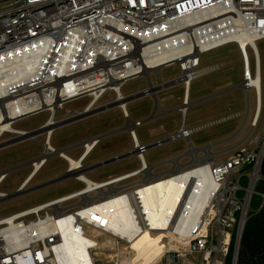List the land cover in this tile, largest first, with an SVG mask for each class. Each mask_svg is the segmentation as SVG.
Wrapping results in <instances>:
<instances>
[{"label":"built area","instance_id":"obj_1","mask_svg":"<svg viewBox=\"0 0 264 264\" xmlns=\"http://www.w3.org/2000/svg\"><path fill=\"white\" fill-rule=\"evenodd\" d=\"M261 39L264 0H0V148L43 134L51 135V143L56 128L109 109L113 103H119L123 115L130 118L127 104L131 97L157 98L160 90L178 84L184 85L182 102L175 109L181 125L170 137L189 138L194 131L187 127L190 88L203 72V55L230 44L239 49L241 86L248 103L255 104L252 128H261L264 84L257 47ZM175 65L180 76L164 80L161 69ZM218 68L214 64L206 71ZM152 71L158 75L156 82ZM141 75L148 77L149 85L141 92L124 95V83ZM108 91L115 97L113 102L100 103ZM83 98L87 102L81 109L67 107ZM45 111L49 116L40 127L26 130L15 126ZM60 111L68 115L58 118ZM135 130L130 131L133 134ZM98 140L84 141L77 159L53 146L69 163V178L81 180L84 187L0 216V264H71L63 231L87 235L98 243L91 233V228L96 229L82 214L95 202L91 198L101 196L97 188H86L88 181L82 177L93 167L84 163ZM92 141L95 143L89 148ZM45 145L46 153L29 162L33 170L16 192L1 189L10 169L0 171V203L29 191V177L32 179L52 156ZM139 149L143 154L147 147L140 145ZM70 158L79 161L80 167L73 170ZM263 158L264 140L254 139L224 160L200 161L208 164L214 189L198 219L184 223L180 230L175 227L168 246L164 243L162 254L148 264H237L253 196L264 197L257 191ZM74 198H78L76 203L65 205ZM95 250L90 248L91 253ZM88 264H94L93 257Z\"/></svg>","mask_w":264,"mask_h":264},{"label":"rangeland","instance_id":"obj_2","mask_svg":"<svg viewBox=\"0 0 264 264\" xmlns=\"http://www.w3.org/2000/svg\"><path fill=\"white\" fill-rule=\"evenodd\" d=\"M257 47L261 58L264 84V39L257 42ZM214 64H217L219 68L214 71H206L208 66ZM241 66L240 52L236 44H230L203 55L201 64L203 72L192 82L190 88L192 103L188 110L187 127L194 128V131L189 138L180 137L172 140L170 137L178 132L181 125V118L175 109L182 102L184 85L178 84L160 90L157 93V100L154 96L129 100L127 110L130 118L123 115L119 106H115L60 126L55 129L51 143L56 149H65L68 155L77 159L83 152V142L98 138L93 152L84 163L86 166L96 165L85 170L86 176L96 182H107L127 173L138 171L143 166L139 155L141 151L136 147L131 128L136 129L135 132L141 146L154 144L170 137L167 139L168 141L160 142L150 148L147 147L143 153L149 163L162 161V165L149 166V174L142 171L118 184H112V186L106 184V187H103L104 190L110 191L111 187H114L111 193H107L108 197L114 193H128L131 189L156 181L160 177L168 178L175 171L189 169L200 163L196 160L195 155H206L210 152L211 155L204 158L203 161L224 160L240 145L254 139L260 142L264 140V126L253 129L251 125L255 104L248 103L244 88L241 86ZM180 72L177 65L161 69V75L166 81L179 77ZM157 80V73L152 71V81L156 82ZM148 85V77L141 75L126 81L122 92L129 96L141 92ZM254 94L252 92V97ZM114 98V95L110 96V91H108L100 103L113 102ZM86 102L87 98H83L68 103L67 107L81 109ZM67 115L66 112L60 111L57 117L62 118ZM48 116L49 112H40L18 122L15 126L33 130L40 127ZM261 117L264 118V104ZM147 118L150 120L142 121ZM46 137L47 135L44 134L38 135L36 138L16 143L11 142L10 145L0 148V171L10 169L1 189L8 193L16 192L24 178L33 170L29 161L46 153ZM119 155L123 156L117 158ZM163 160H165V164ZM103 161L111 162L101 165ZM175 161L182 162L185 166L177 167ZM68 167L69 163L53 152L47 163L26 185L29 191L16 196L11 194L9 200L0 203V216L51 201L84 187V182L81 180L74 177L69 178L66 173ZM158 170H160V175L156 176ZM63 174H65L64 180L35 189L36 185ZM133 182L136 184L135 188H132L135 185L132 184ZM243 186L246 185L243 184ZM77 200L78 198L69 200L65 205L76 203ZM100 200H102L101 196L91 198V201L95 202ZM91 230L99 245V248L91 253L94 264H116L118 262L116 259L122 260L118 262L122 264L137 262L131 243L101 229L93 231L91 228ZM170 239L169 235L163 237L166 246Z\"/></svg>","mask_w":264,"mask_h":264},{"label":"bare ground","instance_id":"obj_3","mask_svg":"<svg viewBox=\"0 0 264 264\" xmlns=\"http://www.w3.org/2000/svg\"><path fill=\"white\" fill-rule=\"evenodd\" d=\"M50 136L47 135L46 139L47 150L55 152L53 144L50 143ZM133 138L136 147L140 148L135 132ZM94 143L92 141L88 147L91 148ZM139 155L143 161L140 170L102 184L93 183L82 174L89 184L86 188H91V190L97 188L102 197V200L98 202L89 203L82 214L95 229H101L131 243V248L135 250L136 261L140 264H148L165 250L164 236L172 235L175 227L180 230L184 223L190 224L198 219L215 184L208 164H199L184 171L175 172L168 178H159L140 187L137 186V188L133 182L132 184L135 185L132 188L135 189H131L128 193L115 194L112 191L114 194L111 197H105L107 193H111L112 189L114 190V187L106 192L102 190V185L112 186L116 181L126 179L143 170L148 172L147 167L149 166L145 156L141 152ZM209 155H211L210 152L206 155H195V158L197 161H203ZM70 162L73 170L80 167L79 161L70 158ZM175 163L176 166L181 164L179 161ZM31 177L28 180L31 181ZM63 239L66 257L71 264H88L92 259L90 248H98L95 239L74 231H63Z\"/></svg>","mask_w":264,"mask_h":264},{"label":"trees","instance_id":"obj_4","mask_svg":"<svg viewBox=\"0 0 264 264\" xmlns=\"http://www.w3.org/2000/svg\"><path fill=\"white\" fill-rule=\"evenodd\" d=\"M261 173L262 180L257 184V191L264 193V158ZM251 207L242 234L237 264H264V197L255 194Z\"/></svg>","mask_w":264,"mask_h":264},{"label":"water","instance_id":"obj_5","mask_svg":"<svg viewBox=\"0 0 264 264\" xmlns=\"http://www.w3.org/2000/svg\"><path fill=\"white\" fill-rule=\"evenodd\" d=\"M220 93H222V92H220ZM209 97H211V96H209ZM132 99H135V97H131V99L130 100H132ZM156 100H157V98H156ZM119 105V103H113V104H111L109 107L111 108V107H115V106H118ZM103 109H101V110H99V111H102ZM99 111H97V112H99ZM168 138H166V140H160L159 142H165V141H168L167 140ZM20 140H22V138L20 139ZM19 139L18 140H15L14 142L16 143V142H18V141H20ZM156 144H158V142H156V143H154V144H149V145H146V147H148V148H150L151 146H153V145H156ZM123 156V155H122ZM122 156H117V158H119V157H122ZM111 161H107V162H101V165H102V163L103 164H108V163H110ZM159 179V178H158ZM61 180H64V175H60V176H58V177H56V178H53V179H50V180H48V181H45V182H43V183H41V184H39V185H36L34 188L35 189H38V188H42V187H45V186H49V185H52V184H55V183H57V182H59V181H61ZM147 184V183H146Z\"/></svg>","mask_w":264,"mask_h":264},{"label":"crops","instance_id":"obj_6","mask_svg":"<svg viewBox=\"0 0 264 264\" xmlns=\"http://www.w3.org/2000/svg\"><path fill=\"white\" fill-rule=\"evenodd\" d=\"M150 119L149 118H147V119H144V120H142V121H149ZM93 152V151H92ZM92 152H90L88 155H87V157L92 153ZM87 157L85 158V160L87 159ZM147 161V160H146ZM164 161V164H165V160H163ZM162 161H160V162H157V163H149L148 161H147V163H148V166H151V165H153L154 167L155 166H159V165H162V163H161ZM190 162V161H189ZM189 162H186V163H189ZM181 164V166L182 165H184L185 166V164H183L182 162H180ZM92 165H96V164H92ZM178 167V166H177ZM149 168L150 167H148L147 169H148V174H149ZM143 172H145V170H143ZM165 172V171H164ZM157 176H159L160 175V170H158L157 171V174H156ZM125 179H122V180H119V181H116L115 183H113V184H118V183H120V182H123ZM31 181H32V179H31ZM30 183V182H29ZM146 183V182H145Z\"/></svg>","mask_w":264,"mask_h":264},{"label":"flooded vegetation","instance_id":"obj_7","mask_svg":"<svg viewBox=\"0 0 264 264\" xmlns=\"http://www.w3.org/2000/svg\"><path fill=\"white\" fill-rule=\"evenodd\" d=\"M193 129H194V128H193ZM69 156H70V155H69ZM29 162H30V161H29ZM28 164H29V163H28ZM26 177H27V176H26ZM26 177H25V178H26ZM25 178H24V179H25Z\"/></svg>","mask_w":264,"mask_h":264}]
</instances>
